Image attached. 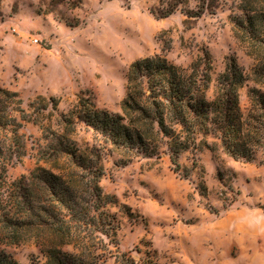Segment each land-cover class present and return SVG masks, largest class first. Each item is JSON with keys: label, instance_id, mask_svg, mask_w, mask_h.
<instances>
[{"label": "rangeland", "instance_id": "rangeland-1", "mask_svg": "<svg viewBox=\"0 0 264 264\" xmlns=\"http://www.w3.org/2000/svg\"><path fill=\"white\" fill-rule=\"evenodd\" d=\"M240 2L187 0L184 8L203 6L204 12L194 18L177 9L157 18L150 10L158 8V0H0V87L21 99L11 104V113L21 122L24 142V154L5 164V181L28 176L38 165L51 168L48 144L63 132L61 115L73 111L80 98L120 112L126 72L138 58L159 54L189 70L207 52L208 99L234 58L246 77L239 106L248 120L254 114L250 89L264 92V77L253 71L264 55L249 54L234 35L233 20L243 16ZM74 130L69 137L76 148L100 154L99 184L116 199L105 210L118 221L120 251L135 259L154 252L158 264H264V148L249 161L234 160L221 146L216 159L204 148H189L174 171L165 152L123 165V154L99 133L78 121ZM0 248L17 264L45 260L29 234Z\"/></svg>", "mask_w": 264, "mask_h": 264}, {"label": "trees", "instance_id": "trees-1", "mask_svg": "<svg viewBox=\"0 0 264 264\" xmlns=\"http://www.w3.org/2000/svg\"><path fill=\"white\" fill-rule=\"evenodd\" d=\"M186 2L158 0V8L150 12L157 18L177 9L194 18L204 12L203 6L196 11L184 8ZM240 7L243 16L233 20L234 35L246 43L249 54L264 55V0H241ZM210 64L207 52L189 70L159 54L134 60L126 72L121 111L113 113L80 98L73 111L61 115L63 132L53 134L48 144L45 159L51 168L38 165L11 183L4 179L5 164L24 154L21 122L11 113V104L20 105L21 99L0 87V246L20 242L23 234H29L45 258L32 264H158L154 252L135 259L118 249V221L105 210L116 199L99 184L100 154L92 148L80 151L69 135L77 121L83 122L123 154V165L165 152L178 171L179 156L189 148H204L216 159L220 146L234 160L253 159L256 150L264 148V92L250 89L254 114L246 120L239 106V89L246 80L241 67L230 58L218 76L213 98L208 99ZM259 64L253 71L263 78L264 63ZM17 107L21 120H26L24 110ZM217 172L220 176L218 168ZM102 236L115 251L108 249ZM0 264L17 262L0 248Z\"/></svg>", "mask_w": 264, "mask_h": 264}, {"label": "built area", "instance_id": "built-area-1", "mask_svg": "<svg viewBox=\"0 0 264 264\" xmlns=\"http://www.w3.org/2000/svg\"><path fill=\"white\" fill-rule=\"evenodd\" d=\"M35 42L37 41V39L34 40Z\"/></svg>", "mask_w": 264, "mask_h": 264}]
</instances>
